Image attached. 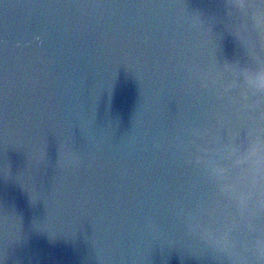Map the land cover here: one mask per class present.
<instances>
[{
	"label": "water",
	"instance_id": "1",
	"mask_svg": "<svg viewBox=\"0 0 264 264\" xmlns=\"http://www.w3.org/2000/svg\"><path fill=\"white\" fill-rule=\"evenodd\" d=\"M264 0H0V264H264Z\"/></svg>",
	"mask_w": 264,
	"mask_h": 264
},
{
	"label": "clouds",
	"instance_id": "2",
	"mask_svg": "<svg viewBox=\"0 0 264 264\" xmlns=\"http://www.w3.org/2000/svg\"><path fill=\"white\" fill-rule=\"evenodd\" d=\"M255 79L261 87H264V73L257 75Z\"/></svg>",
	"mask_w": 264,
	"mask_h": 264
}]
</instances>
